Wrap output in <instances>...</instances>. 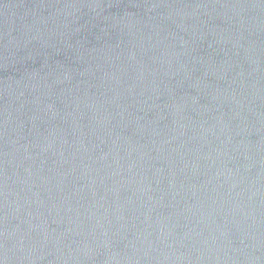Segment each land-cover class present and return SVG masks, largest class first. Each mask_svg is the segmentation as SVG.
Returning a JSON list of instances; mask_svg holds the SVG:
<instances>
[{
  "label": "water",
  "instance_id": "obj_1",
  "mask_svg": "<svg viewBox=\"0 0 264 264\" xmlns=\"http://www.w3.org/2000/svg\"><path fill=\"white\" fill-rule=\"evenodd\" d=\"M0 264H264V0H0Z\"/></svg>",
  "mask_w": 264,
  "mask_h": 264
}]
</instances>
